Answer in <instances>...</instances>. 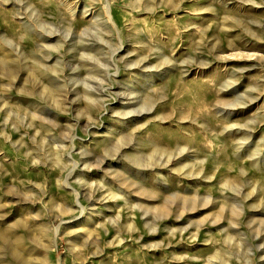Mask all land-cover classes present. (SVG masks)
<instances>
[{"label": "rangeland", "instance_id": "374dc122", "mask_svg": "<svg viewBox=\"0 0 264 264\" xmlns=\"http://www.w3.org/2000/svg\"><path fill=\"white\" fill-rule=\"evenodd\" d=\"M108 2L0 0V264H264V0Z\"/></svg>", "mask_w": 264, "mask_h": 264}, {"label": "bare ground", "instance_id": "6f19581e", "mask_svg": "<svg viewBox=\"0 0 264 264\" xmlns=\"http://www.w3.org/2000/svg\"><path fill=\"white\" fill-rule=\"evenodd\" d=\"M104 2H106V5H105V7H106V16H108V18H109V20H112L113 19V16H112V13H111V9H110V4H109V2H108V0H103ZM136 5H134V7H135ZM87 13H90V15H93L94 13H93V11L90 9V8H86L83 12H82V14H84L85 16H86V14ZM72 15H74L75 14V10L71 13ZM92 17H95V24L97 25V26H104L105 28H107L108 27V22H106V20L105 19H103V20H101V18L100 17H97V16H92ZM134 66V65H133ZM117 68L116 69H118V71H119V66L117 65L116 66ZM110 75V74H109ZM145 76H148L147 74L145 75ZM148 80V79H147ZM78 194V193H77ZM79 195V194H78ZM116 196H118V195H116Z\"/></svg>", "mask_w": 264, "mask_h": 264}]
</instances>
